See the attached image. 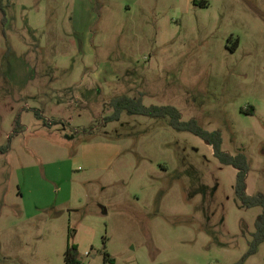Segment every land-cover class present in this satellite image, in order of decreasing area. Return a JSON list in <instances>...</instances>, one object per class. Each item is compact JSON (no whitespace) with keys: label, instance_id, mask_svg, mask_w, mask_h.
Segmentation results:
<instances>
[{"label":"rangeland","instance_id":"374dc122","mask_svg":"<svg viewBox=\"0 0 264 264\" xmlns=\"http://www.w3.org/2000/svg\"><path fill=\"white\" fill-rule=\"evenodd\" d=\"M122 96L220 131L264 195V0H0V264L246 255L237 170L168 119L108 121Z\"/></svg>","mask_w":264,"mask_h":264},{"label":"trees","instance_id":"16d2710c","mask_svg":"<svg viewBox=\"0 0 264 264\" xmlns=\"http://www.w3.org/2000/svg\"><path fill=\"white\" fill-rule=\"evenodd\" d=\"M206 5V2H202ZM112 106L114 113L108 118V121L115 122L120 119L121 114L129 113L131 115L143 116L153 119H168L170 126L179 131L193 134L203 141L208 142L213 148L214 157L225 166H232L237 170L236 176V196L242 206L248 209L260 207L261 214L258 216L255 227L256 230L252 235V240L249 243V249L246 255L237 263L245 264V262L253 255L259 252L260 246L264 244V195L257 194L249 196L247 194V176L250 172V165L245 154L239 153L232 156L222 149L223 137L220 131H207L197 120L191 119L187 122L182 121L180 111L173 106H145L143 100L132 99L127 96H122L113 101ZM20 118L17 119L14 128V133L21 131ZM11 140V137L10 139ZM10 149V142L5 147H0V152L7 153ZM65 264H84L81 261V256L76 245H68L65 252ZM108 261V257L105 259Z\"/></svg>","mask_w":264,"mask_h":264},{"label":"water","instance_id":"95a60500","mask_svg":"<svg viewBox=\"0 0 264 264\" xmlns=\"http://www.w3.org/2000/svg\"><path fill=\"white\" fill-rule=\"evenodd\" d=\"M206 144H208V145H209V143H208V142H206Z\"/></svg>","mask_w":264,"mask_h":264}]
</instances>
